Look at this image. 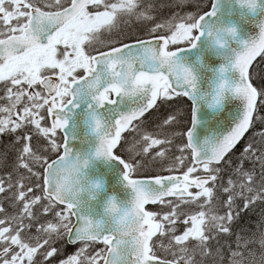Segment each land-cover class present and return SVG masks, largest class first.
Listing matches in <instances>:
<instances>
[{"label": "snow or ice", "instance_id": "6c2138e0", "mask_svg": "<svg viewBox=\"0 0 264 264\" xmlns=\"http://www.w3.org/2000/svg\"><path fill=\"white\" fill-rule=\"evenodd\" d=\"M160 8L0 0V264H264V0Z\"/></svg>", "mask_w": 264, "mask_h": 264}, {"label": "trees", "instance_id": "16d2710c", "mask_svg": "<svg viewBox=\"0 0 264 264\" xmlns=\"http://www.w3.org/2000/svg\"><path fill=\"white\" fill-rule=\"evenodd\" d=\"M159 3H161V8H160V15L162 18H168L173 15V13H185L188 11H194L196 8V4L199 3L200 5H206L208 3V0H186L185 3L180 4L178 3V0H158ZM163 10L165 12H163ZM142 35H145L142 34ZM259 60V59H258ZM257 67H261L260 65H257ZM179 108L185 111L187 110L188 104L186 102H181L177 105ZM168 105L164 106L163 110L168 109ZM158 113H154V115L150 119H156ZM184 124L187 123V119L183 122ZM177 130H182V128L177 129ZM252 133L250 132L249 134H246L245 139L242 141V143H246L247 140L251 137ZM7 141V137H0V142ZM123 154V153H122ZM236 155H239V149L237 150ZM55 156V154L51 155V158ZM143 175V173H141ZM261 209L259 207L253 208L251 211H247L246 213L242 212V219L240 221V225L242 227H247L248 225H255L257 223L258 217L260 216ZM61 247V252L60 256L57 258V260L65 257L67 254H69L72 250L70 246H68L65 242L60 245ZM56 260V261H57Z\"/></svg>", "mask_w": 264, "mask_h": 264}, {"label": "water", "instance_id": "95a60500", "mask_svg": "<svg viewBox=\"0 0 264 264\" xmlns=\"http://www.w3.org/2000/svg\"><path fill=\"white\" fill-rule=\"evenodd\" d=\"M240 26L243 32L250 33L251 35H255L258 32V29L255 25H249L244 22H240ZM212 64H218L219 60L215 57L209 56L206 57ZM259 59V58H258ZM238 112L237 103H232L228 106L224 113H221L219 119H223L225 116L235 115ZM210 116V113L207 110L202 109L201 119L206 120ZM214 123V122H213ZM227 124H224V129L227 128ZM198 134L203 136L205 134L203 127L198 130ZM77 147H79V143H77ZM93 172H99L103 174V178L106 181V194L115 192L121 199L125 198V191L121 184L119 183L120 179V168L117 162H113L110 165H105L103 162H96L93 166ZM103 198V197H101ZM72 245V244H70Z\"/></svg>", "mask_w": 264, "mask_h": 264}, {"label": "flooded vegetation", "instance_id": "af4514ba", "mask_svg": "<svg viewBox=\"0 0 264 264\" xmlns=\"http://www.w3.org/2000/svg\"><path fill=\"white\" fill-rule=\"evenodd\" d=\"M131 31H132L133 34H136V35H137V26L134 25V26L132 27ZM152 209L156 210L157 207H152Z\"/></svg>", "mask_w": 264, "mask_h": 264}, {"label": "rangeland", "instance_id": "374dc122", "mask_svg": "<svg viewBox=\"0 0 264 264\" xmlns=\"http://www.w3.org/2000/svg\"><path fill=\"white\" fill-rule=\"evenodd\" d=\"M160 5H161V3H159ZM162 6V5H161ZM138 32H140V30L138 29ZM77 249V248H76ZM76 249L74 250V252L76 251ZM74 252H73V254H74ZM56 264H58V263H56Z\"/></svg>", "mask_w": 264, "mask_h": 264}, {"label": "bare ground", "instance_id": "6f19581e", "mask_svg": "<svg viewBox=\"0 0 264 264\" xmlns=\"http://www.w3.org/2000/svg\"><path fill=\"white\" fill-rule=\"evenodd\" d=\"M140 30V29H139ZM141 32V31H140ZM143 33V32H142Z\"/></svg>", "mask_w": 264, "mask_h": 264}]
</instances>
